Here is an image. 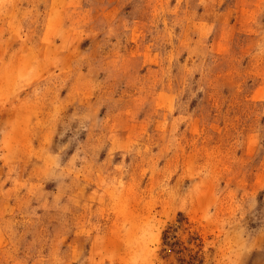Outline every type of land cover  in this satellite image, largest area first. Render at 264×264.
Listing matches in <instances>:
<instances>
[{
  "label": "rangeland",
  "instance_id": "374dc122",
  "mask_svg": "<svg viewBox=\"0 0 264 264\" xmlns=\"http://www.w3.org/2000/svg\"><path fill=\"white\" fill-rule=\"evenodd\" d=\"M0 264H264V0H0Z\"/></svg>",
  "mask_w": 264,
  "mask_h": 264
}]
</instances>
